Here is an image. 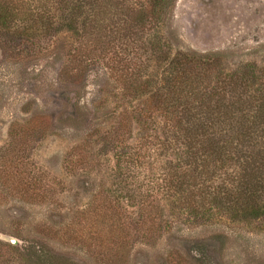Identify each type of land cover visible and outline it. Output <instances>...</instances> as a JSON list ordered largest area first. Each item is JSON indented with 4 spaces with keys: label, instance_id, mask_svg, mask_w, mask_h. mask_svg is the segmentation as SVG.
I'll list each match as a JSON object with an SVG mask.
<instances>
[{
    "label": "rangeland",
    "instance_id": "rangeland-1",
    "mask_svg": "<svg viewBox=\"0 0 264 264\" xmlns=\"http://www.w3.org/2000/svg\"><path fill=\"white\" fill-rule=\"evenodd\" d=\"M104 5L86 61L71 32L0 38V264H264V218L199 219L161 201L151 230L135 199L165 161L135 111L165 90L174 57L264 68V0H172L145 27L127 0Z\"/></svg>",
    "mask_w": 264,
    "mask_h": 264
},
{
    "label": "trees",
    "instance_id": "trees-1",
    "mask_svg": "<svg viewBox=\"0 0 264 264\" xmlns=\"http://www.w3.org/2000/svg\"><path fill=\"white\" fill-rule=\"evenodd\" d=\"M106 1L0 0V38L31 41L71 32L80 37V56L89 60V41L101 27ZM171 2L127 0L128 19L145 27L160 20ZM108 25L109 32L119 34L114 22ZM222 59L218 54L174 57L165 90L150 94L144 110L135 111L146 149L158 148V159H165L145 190L136 191L137 214L148 229L160 219L161 201L168 211L199 219L215 209L234 221L264 218V68L248 64L222 74ZM211 73L215 81L209 86ZM138 158H130V164Z\"/></svg>",
    "mask_w": 264,
    "mask_h": 264
},
{
    "label": "water",
    "instance_id": "water-1",
    "mask_svg": "<svg viewBox=\"0 0 264 264\" xmlns=\"http://www.w3.org/2000/svg\"><path fill=\"white\" fill-rule=\"evenodd\" d=\"M7 241L11 242V243H15L16 241L11 240V239H6Z\"/></svg>",
    "mask_w": 264,
    "mask_h": 264
}]
</instances>
